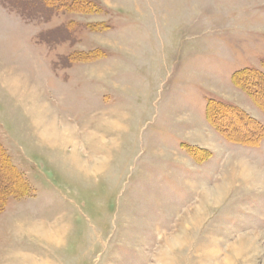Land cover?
Returning a JSON list of instances; mask_svg holds the SVG:
<instances>
[{"label":"rangeland","instance_id":"rangeland-1","mask_svg":"<svg viewBox=\"0 0 264 264\" xmlns=\"http://www.w3.org/2000/svg\"><path fill=\"white\" fill-rule=\"evenodd\" d=\"M51 1L0 0V264H264V0Z\"/></svg>","mask_w":264,"mask_h":264},{"label":"trees","instance_id":"trees-1","mask_svg":"<svg viewBox=\"0 0 264 264\" xmlns=\"http://www.w3.org/2000/svg\"><path fill=\"white\" fill-rule=\"evenodd\" d=\"M57 1H61V2H64L63 0H57ZM80 1H83V0H80ZM47 2H52L51 0H47ZM253 73L251 70H240L238 72H236L233 76V81H234V84L236 86H239L241 87L243 90H246L249 95H251L254 99H257V97H260L261 94L263 93L262 91V88H261V81L264 80V75H259L258 73L256 74V76L259 77V79L261 80H258V78H256L255 80H258L259 82H254L253 80ZM243 75V76H242ZM242 76V77H241ZM244 77V78H243ZM240 83H239V82ZM260 86V88H259ZM215 100L213 99L211 102H209V108H208V118L209 120L212 122V123H217V119L216 117H212V111L211 110V104L212 103H215L214 102ZM216 107V106H215ZM221 107V106H220ZM213 109V108H212ZM216 119V120H215ZM264 129V127H263ZM223 132L229 137L231 138L232 136L230 135V133L225 130V129H222ZM254 137V136H253ZM232 139V138H231ZM247 139V137H246ZM0 151L2 153V155L4 156V159L7 161V164L8 166H10V168L12 169H16L15 166L11 163V158L9 157L8 153L6 152V149L4 148V145L3 143L0 141ZM17 170V169H16ZM15 170V171H16ZM17 175L19 176V178H21L17 183H19V186L21 187H25L27 189V186L25 185L26 182H24V178L23 176L18 172L16 171ZM16 175V176H17ZM17 179V178H16ZM18 180V179H17ZM22 181V182H21ZM24 183V185H23ZM15 186H18L17 184ZM11 187L10 188V193L6 194V197L4 200L1 199L2 197V194L0 193V213H2L4 211V208H5V205L9 199L10 196H15V195H21L20 192L16 191L18 189V187ZM8 192V191H6ZM4 195V194H3Z\"/></svg>","mask_w":264,"mask_h":264}]
</instances>
